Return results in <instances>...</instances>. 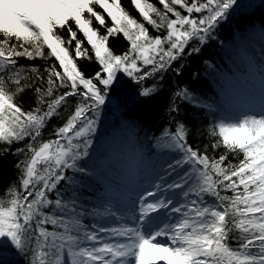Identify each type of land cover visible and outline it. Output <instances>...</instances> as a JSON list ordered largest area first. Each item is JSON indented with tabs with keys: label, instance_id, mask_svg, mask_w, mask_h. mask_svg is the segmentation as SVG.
<instances>
[{
	"label": "snow or ice",
	"instance_id": "obj_1",
	"mask_svg": "<svg viewBox=\"0 0 264 264\" xmlns=\"http://www.w3.org/2000/svg\"><path fill=\"white\" fill-rule=\"evenodd\" d=\"M130 2L143 22L134 18L121 0H0V156L11 154L13 144L31 141L15 150L17 156L25 157L16 165L19 187L10 186L6 197L0 195V244L6 247L10 242L22 252L34 239L37 251L33 264H264V106L259 113H244L235 122L213 126L210 135L217 139L211 148L224 149L218 158L210 157L206 150H194L188 144L187 126L177 121L170 141L183 154L177 163L190 165L194 173L188 190L183 191L185 197L190 193L196 197L190 205L176 206L171 198L161 199L148 190L141 196L138 210L133 208L134 223L110 230L117 238L113 242H100L97 235L88 232L81 239L73 233V229L79 232L78 218L48 214L67 208L58 194L50 199L48 193L65 179L61 174L64 169L83 171L77 161L88 155L94 117L105 105L107 90L119 87L118 74L139 84L182 59L186 48L191 47L189 54L198 53L199 45L211 37L236 0H158L163 11L150 0ZM205 10L208 14L203 18H192L193 13ZM93 18L99 29L93 26ZM69 22L82 33L90 50ZM144 22L157 30L166 29V34L150 35ZM58 29H64L68 38L58 35ZM119 36L129 45L123 54L110 47V41ZM93 56L99 65L94 79L79 66L80 60L90 61ZM17 57L54 58L60 70L56 64L44 69V87L39 70L32 68L25 76ZM141 64L151 66V71H142ZM32 74L40 82L34 86L39 103L25 111L16 97L32 87ZM80 85L84 91L79 90ZM59 89L66 91L55 95ZM154 91L145 88L140 95L150 98ZM77 95L81 101L55 130L56 139L41 141L48 122L59 115L69 97ZM177 97L194 99L187 89ZM201 106L214 111L211 105ZM171 110L179 113L178 106ZM229 154L242 158L231 163ZM169 188L183 190V185ZM205 196L214 198L216 206L209 207ZM169 211L179 218L170 220ZM46 225L63 231H49ZM230 242L238 244V249ZM253 247L258 248L256 253L251 251Z\"/></svg>",
	"mask_w": 264,
	"mask_h": 264
},
{
	"label": "trees",
	"instance_id": "obj_2",
	"mask_svg": "<svg viewBox=\"0 0 264 264\" xmlns=\"http://www.w3.org/2000/svg\"><path fill=\"white\" fill-rule=\"evenodd\" d=\"M150 2L163 11V6L159 4L158 0H150ZM196 2H206V0H196ZM240 2L241 0H236V3L227 10L226 16L218 22L211 32V37L204 44L199 45L200 51L198 53L189 54L191 47L186 48L182 59L171 62V67L167 70L156 73L139 84L125 75L118 74L119 87L113 86L107 90L105 105L97 110L94 117L96 124L94 132L90 136L91 147L88 149V155L77 161V167L83 171H76L71 168L64 169L61 174L65 179L57 184L55 190L48 193L50 199H55L58 194L67 208L65 210L53 209L48 214L60 215L64 219L78 218L81 222L80 229L78 233L73 229V233L78 234L81 239L96 219H104V206L102 204L105 195L103 193L104 187L98 182L95 172L107 176L109 162L105 166L104 164L109 157L110 152L108 151L112 150L114 143H119L117 139L123 124L135 125V132L131 130V135L128 137H134L138 130L139 135L136 142L147 141L150 147L154 149L160 135L166 137L171 133L173 134L177 127V121H180L189 130L188 144L194 150L201 153H205L206 150V154L213 158H218L224 152L223 147L216 150L211 148V144L215 142L217 137L211 136L210 130L214 125L219 124L222 115L218 110L220 107L219 92L224 86L232 83L237 74L247 70L251 61L264 69V0H260L251 6H237ZM121 3L134 18L143 22L139 13L131 5L130 0H121ZM176 7L182 14H186L182 9H179V6ZM97 10L104 14L102 9H98V6ZM207 14L206 10L201 13H193L192 18L201 19ZM104 15L106 16V14ZM85 16L87 18V14ZM169 17L173 18L171 14ZM69 23L73 30L77 31L78 38L84 42V47L90 50V46L87 45L82 33H79L72 22ZM106 23L111 26L110 19H106ZM144 23L148 27L150 35L162 36L166 34V29L157 30L147 25L146 22ZM93 26L100 28L94 18ZM57 34L64 39L68 38V33L64 29H58ZM110 47L116 54H123L128 50L129 45L122 36H119L110 41ZM44 50L45 52L48 51L46 47ZM70 51L74 54V49H70ZM15 59L19 69L24 70L25 76L30 75V69L37 68L40 74L44 76V87H46L47 79L44 69L56 64L57 69L60 70L58 62L54 58L28 59L17 57ZM79 66L85 70L88 78L94 79L95 72L99 70V65L94 56L90 61L80 60ZM148 71H151V66H148ZM32 76L30 81L32 87L16 97V102L25 111L36 108L39 103L34 86L40 82L34 78L35 74ZM97 86L103 88L102 85L98 84ZM145 88L155 89L150 98L140 95V92ZM186 89L193 95L192 101H185L177 97L178 92ZM79 90L84 91L82 85L79 86ZM64 91L66 89H59L55 95ZM80 101L79 95L69 97L67 103L61 106L59 115L48 122L40 140L56 139L55 130L63 125ZM205 104L211 105L214 111L201 106ZM173 106L179 107V113L172 112ZM86 115L88 117L93 116L92 113H86ZM159 142L158 147L152 151L150 157L156 162V168L172 162L180 155L173 147L167 150L166 144L162 143L161 139ZM25 143H31V141L26 140L20 144H13L11 154L0 156V195L6 197L7 189L10 186L19 187L20 173L17 171L16 165L25 157L23 155L17 156L15 150L18 147H23ZM240 158L242 157L233 158L229 154L228 161L237 163ZM179 175L184 176L181 183L183 186L186 184L185 181L189 183L191 173L189 167L183 163L165 173L162 179L170 181ZM19 190L23 191V189ZM221 194L232 195L231 192H222ZM193 197L195 196L191 193L185 197V204H188ZM205 198L212 200L214 207L218 203L212 197L205 196ZM45 227L49 231H63V229L53 228L51 225ZM258 244L259 241L256 242V245ZM89 246L91 245L89 244ZM36 251L37 245L34 239L25 245L22 252L11 246L10 242L6 247L0 244V264H33ZM256 252L257 249H254V253ZM64 254L67 258V246Z\"/></svg>",
	"mask_w": 264,
	"mask_h": 264
},
{
	"label": "rangeland",
	"instance_id": "obj_3",
	"mask_svg": "<svg viewBox=\"0 0 264 264\" xmlns=\"http://www.w3.org/2000/svg\"><path fill=\"white\" fill-rule=\"evenodd\" d=\"M256 1L257 0H241V2H242L241 4H243L241 6H248L249 4L251 5L252 2L254 3ZM258 110L260 111L261 109L259 108ZM246 112L249 113L251 111L245 109L244 112L242 111V112L236 114L235 115L236 120L238 118H241L242 117V114H244ZM252 113H256V112H252ZM110 205H111V211H110V214L109 215H110V217L112 219V226H113V228H117V227H115V225L116 224H120L122 222V219L121 218H123V219L126 220L125 222H123V224H124L123 227L131 226L134 223L135 216L133 214V209H129L128 208V211H124L123 209H121L120 207H118L117 204H115V203H110ZM168 216H169V219L172 220V221H175L176 219L179 218V214H173L170 211L168 213ZM100 238L103 239V242L104 241L113 242V241H115L117 239L116 237H114L112 235H109L107 232L101 233L100 234ZM161 239H163V238H161Z\"/></svg>",
	"mask_w": 264,
	"mask_h": 264
}]
</instances>
